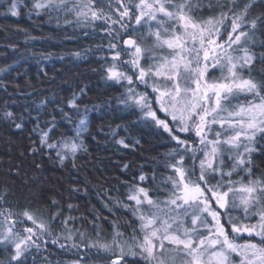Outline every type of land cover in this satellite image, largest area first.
<instances>
[{
	"label": "snow or ice",
	"instance_id": "snow-or-ice-1",
	"mask_svg": "<svg viewBox=\"0 0 264 264\" xmlns=\"http://www.w3.org/2000/svg\"><path fill=\"white\" fill-rule=\"evenodd\" d=\"M23 6L26 0H10L7 10L12 16H19ZM252 7V0H246L243 7L240 0H33L29 12L39 15L44 10L63 11L74 15L77 25L103 20L128 32L130 26L126 21L134 19L136 25L147 26L142 39L150 43L142 46L131 35L122 43L134 49L132 59L125 63L137 70L136 79L140 83L151 87L152 96L129 88L128 100L140 108L146 121L163 129L176 142L177 148L168 154L175 162L166 164L175 175L161 181V185H171L161 187L165 193L163 198H153L145 187L131 186L127 199L134 206L124 204L123 207L130 208L139 220V234L133 229L130 237H125L113 221L110 240L101 236L102 229L95 223L97 238L91 239L79 229L68 227L69 221L75 219L72 216L61 221L64 233L53 237L51 225L61 212L53 213L46 221L42 213L28 210L21 215L35 227H25L22 236L14 231L22 221L14 219L11 209H0V244L13 248L8 264H23L31 249L39 251L42 243L47 244V241L38 242L45 235L60 249H76V254L81 247L103 252L114 257L110 264L141 261L142 264H176L175 256L170 253L177 250L183 253L182 264H264V174L253 175L252 155L258 151L256 144L264 140V79L252 76L255 61L264 65V51H253L257 46L264 47V38H261L264 16L249 19ZM204 8L214 14L207 19L197 18L194 13ZM64 22L73 23L67 19ZM108 31L112 34L114 29ZM223 32L227 33L226 40ZM120 36L116 31L115 37ZM108 47L115 50L111 57L113 64L107 68L108 79L127 80L131 85L133 77L118 70L119 45L109 42ZM165 47L170 50L167 56L157 51ZM141 59L152 63L145 68ZM209 62L221 71L220 77H213L211 81L207 78ZM246 69L248 77L243 75ZM241 95L244 102L232 106L230 97L238 99ZM69 104L76 107L74 99ZM4 118L13 122L16 119L12 112H5ZM212 125H219L220 130L213 132ZM15 127L21 129L22 123H15ZM53 128L55 124L48 131L41 130L40 146L31 151L55 150L62 166L71 159L75 168L76 154L83 142L67 138L59 144L51 142L49 133ZM78 128L87 130L84 119L79 121ZM210 132H213L212 138H209ZM179 133L194 134L200 147L192 146ZM118 143L128 147L124 140ZM197 151L203 155L199 160V176L193 179L195 168L184 167V155L192 153L195 159ZM177 156L179 159H175ZM234 175L239 179H233ZM215 176L219 179L212 184L210 178ZM139 180L145 181L146 176L140 175ZM4 200L5 196L0 195V201ZM51 203L57 205L58 201L53 199ZM73 207L68 205L69 209ZM235 209H241L244 219L255 223L238 224L233 215ZM229 229L233 236L246 233L250 239L237 243L230 238ZM77 235L79 243L74 240ZM61 239L70 241V245L61 243ZM129 256L134 259L129 261ZM0 264L4 261L0 260ZM45 264L51 262L45 258ZM72 264H85L84 256Z\"/></svg>",
	"mask_w": 264,
	"mask_h": 264
},
{
	"label": "trees",
	"instance_id": "trees-1",
	"mask_svg": "<svg viewBox=\"0 0 264 264\" xmlns=\"http://www.w3.org/2000/svg\"><path fill=\"white\" fill-rule=\"evenodd\" d=\"M32 2L26 0L21 14L12 16L7 10L10 0H0V195L5 196L0 209H11L14 219L22 221L16 224L20 233L25 227H32L31 221L21 215L28 210L42 213L46 221L53 213L61 212L51 225L53 237L64 233L61 221L68 216L75 218L68 227L79 229L91 239L97 238L95 223L102 229L101 236L110 240L113 221L125 237H130L133 229L139 234V220L130 208L123 207L134 206L127 199L129 190L138 185L149 189L153 198H163L161 187L171 185H161V181L174 174L166 167L175 162L168 154L177 148L168 133L146 121L140 108L128 100L129 88L152 96L151 88L136 79L137 70L125 63L132 59L134 49L122 43L131 35L141 44L145 41L144 32L136 27L134 19L126 21L130 27L124 32L119 25L103 20L77 25L75 16L63 11L44 10L37 15L35 11L29 12ZM245 2L240 0V7ZM252 3L249 19L264 16V0ZM213 14L208 8L194 13L197 18ZM66 19L73 23L65 24ZM109 28L114 29L112 34ZM116 31L121 33L120 37H115ZM109 42L119 45L118 70L133 77L131 85L127 80L108 79L107 68L113 64L111 57L115 51L109 49ZM253 51L259 53L264 47L257 46ZM244 73L249 74L248 70ZM252 76L264 79V65L259 60L252 66ZM73 99L76 107L69 104ZM5 112H12L15 121L6 120ZM81 119L86 121V131L78 128ZM15 123H22V128L17 129ZM53 124L55 128L49 133L51 142L59 144L65 138L83 142L76 154L75 168L71 159L62 166L55 150L31 151L40 146L41 130L48 131ZM182 139L196 145L191 133ZM119 140H124L128 147L119 144ZM256 148L258 151L252 154L253 175L260 176L264 174V140ZM201 158L202 153L195 159L192 153H186L184 167L189 170L194 167L197 173ZM140 175H145L146 180L141 182ZM216 178L219 176L210 182ZM233 179L239 177L234 175ZM244 180L247 182L246 176ZM53 199L58 201L57 205L51 203ZM69 204L74 207L69 209ZM233 215L236 222L245 221L241 209L233 210ZM229 235L233 237L230 229ZM74 240L79 243V236ZM42 241L47 244L42 243L39 251L31 249L23 264H45V258L51 264H65L80 256H84L85 264H110L114 258L95 249L81 247L79 254L76 249H60L47 235L38 242ZM60 242L66 246L71 243L64 239ZM12 253L10 245L0 244V260L4 264H8Z\"/></svg>",
	"mask_w": 264,
	"mask_h": 264
},
{
	"label": "rangeland",
	"instance_id": "rangeland-1",
	"mask_svg": "<svg viewBox=\"0 0 264 264\" xmlns=\"http://www.w3.org/2000/svg\"><path fill=\"white\" fill-rule=\"evenodd\" d=\"M209 16H206L205 18H203V19H207ZM136 27H139V28H142V31L143 32H146V29H147V26L145 25V26H140V25H136ZM229 29H230V24H229ZM227 39V33L226 32H223V40H226ZM142 42H144L145 44H147V43H150L151 41H142ZM142 42H141V45H142ZM143 46V45H142ZM158 51V53L159 54H161V55H165V56H167V55H169V52H170V50H168L166 47L163 49V50H157ZM141 65L143 66V67H145V68H147L148 66H149V64H151L152 63V61L151 60H147L146 59V62H143V59H141ZM247 71V69L246 70H244V72H246ZM243 72V75L245 76V77H248V76H246L245 75V73ZM220 75H221V71H220V69H219V67H216V68H213V67H211V62H209V70H208V73H207V78L211 81V79L213 78V77H216V78H219L220 77ZM151 80H149V84H151ZM151 88V87H150ZM230 101H231V105L232 106H234V105H236L237 103H243L244 102V96L243 95H241L238 99L237 98H231L230 97ZM225 104H227L228 102H224ZM160 116H161V118H163V113H160L159 114ZM211 128H212V130H213V132L214 131H219L220 130V127H219V125H212L211 126ZM213 132H210L209 133V138H212V135H213ZM185 134H188V133H179V135H180V137L181 138H183V136H185ZM193 136H194V134H192ZM194 140H195V142H196V145L194 146V147H196V148H199L200 147V145H199V141H198V138H196L195 136H194ZM199 154H201V152H199V151H197L196 153H195V156H198ZM203 155V154H202ZM179 159V158H178ZM199 169V168H198ZM173 175H175V173L173 174ZM199 176V170H197V173H196V177H193V179H195V178H197ZM212 178H210V180H211ZM219 178H216V180L212 183V184H215L216 183V181L218 180ZM213 207H215V205H214V203H213ZM0 219H2V218H0ZM208 219L210 220L211 218L210 217H208ZM255 223V220H253V221H248V220H245V221H240V222H237L238 224H243V223ZM188 224L190 225V219L188 220ZM32 227H35L34 225H32ZM14 231H16V226H15V229H14ZM0 232H2V227H0ZM22 236L23 235H25V233L22 231V233H20ZM35 238V237H34ZM230 238H233V239H235V241L237 242V243H245L247 240H249L250 238L247 236V234L246 233H241L239 236H230ZM11 246V245H10ZM12 247V246H11ZM170 255H172V256H175V258H176V264H182V260L184 259V256H183V253L182 252H180L179 250H177V251H175V252H172V253H170ZM234 259H236L237 261L239 260V257H235L234 256ZM65 264H72V262H67V263H65Z\"/></svg>",
	"mask_w": 264,
	"mask_h": 264
}]
</instances>
